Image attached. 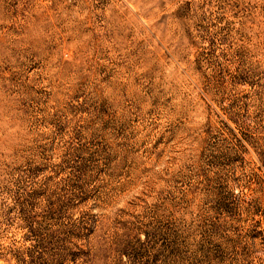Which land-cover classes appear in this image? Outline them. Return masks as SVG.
Segmentation results:
<instances>
[{
	"label": "rangeland",
	"instance_id": "1",
	"mask_svg": "<svg viewBox=\"0 0 264 264\" xmlns=\"http://www.w3.org/2000/svg\"><path fill=\"white\" fill-rule=\"evenodd\" d=\"M0 264H264V0H0Z\"/></svg>",
	"mask_w": 264,
	"mask_h": 264
}]
</instances>
